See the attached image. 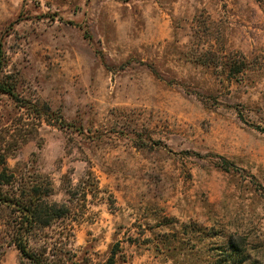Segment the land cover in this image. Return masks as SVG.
Here are the masks:
<instances>
[{
	"label": "rangeland",
	"instance_id": "obj_1",
	"mask_svg": "<svg viewBox=\"0 0 264 264\" xmlns=\"http://www.w3.org/2000/svg\"><path fill=\"white\" fill-rule=\"evenodd\" d=\"M0 53V152L79 264H264V0H0Z\"/></svg>",
	"mask_w": 264,
	"mask_h": 264
},
{
	"label": "trees",
	"instance_id": "obj_2",
	"mask_svg": "<svg viewBox=\"0 0 264 264\" xmlns=\"http://www.w3.org/2000/svg\"><path fill=\"white\" fill-rule=\"evenodd\" d=\"M14 88L12 83L0 81V92L14 96ZM6 158L7 154L2 150L0 207L10 212V242L20 251L18 264H79L75 259L73 233L68 225L70 206L49 199L50 190L44 197L35 185L17 180L14 173L8 171ZM63 222L67 224L62 225ZM56 225H59V229L55 228ZM46 228L51 231L45 233ZM50 232L53 235H47ZM117 254L116 244L105 264H116Z\"/></svg>",
	"mask_w": 264,
	"mask_h": 264
}]
</instances>
